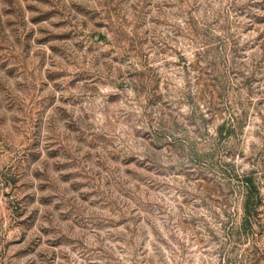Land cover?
Returning <instances> with one entry per match:
<instances>
[{
	"label": "rangeland",
	"instance_id": "rangeland-1",
	"mask_svg": "<svg viewBox=\"0 0 264 264\" xmlns=\"http://www.w3.org/2000/svg\"><path fill=\"white\" fill-rule=\"evenodd\" d=\"M250 173L264 0H0V264H264Z\"/></svg>",
	"mask_w": 264,
	"mask_h": 264
},
{
	"label": "trees",
	"instance_id": "trees-1",
	"mask_svg": "<svg viewBox=\"0 0 264 264\" xmlns=\"http://www.w3.org/2000/svg\"><path fill=\"white\" fill-rule=\"evenodd\" d=\"M245 110L242 114L234 113L229 121H226L223 126H221L220 132L225 130L228 137L234 135L238 129L241 128L243 119L246 117ZM240 183L243 187L242 197H243V224L240 232L233 236L236 244L239 243L238 240H247L249 232H253L256 226H264L261 208L264 202V195L260 187V183L254 173L245 174L241 178L238 177ZM232 241V240H231Z\"/></svg>",
	"mask_w": 264,
	"mask_h": 264
}]
</instances>
